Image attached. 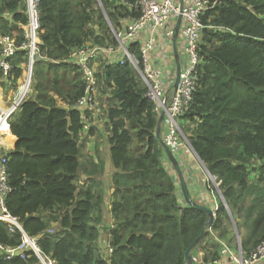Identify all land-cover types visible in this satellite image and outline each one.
Here are the masks:
<instances>
[{
  "label": "trees",
  "instance_id": "1",
  "mask_svg": "<svg viewBox=\"0 0 264 264\" xmlns=\"http://www.w3.org/2000/svg\"><path fill=\"white\" fill-rule=\"evenodd\" d=\"M118 1L101 0L102 9L99 0H41L40 51L47 59L37 64L34 93L11 120L17 143L9 152L8 210L56 264H189L186 255L195 243L191 254L201 251L203 264H214L220 259L214 235L231 243L234 225L241 235L246 230L243 249L251 252L264 241V0H221L203 18L201 81L182 120L193 150L219 183L212 221L180 203L179 182L158 134L159 112L132 65L98 70L96 120L77 107L86 84L67 57L87 42L117 45L107 17L120 24L140 15ZM25 10L26 0H0V34L21 39ZM85 114L92 123L87 134L98 145L107 140L114 168L111 254L98 244L105 231L103 195L79 185ZM6 136L5 144L13 146ZM0 242L17 247L21 234L0 222ZM0 264L40 262L28 253L27 260L0 258Z\"/></svg>",
  "mask_w": 264,
  "mask_h": 264
},
{
  "label": "built area",
  "instance_id": "2",
  "mask_svg": "<svg viewBox=\"0 0 264 264\" xmlns=\"http://www.w3.org/2000/svg\"><path fill=\"white\" fill-rule=\"evenodd\" d=\"M220 3L221 0H137L135 3L119 0L118 7L123 6L140 15L121 19L117 29L106 16L117 45L103 46L87 42L74 48L67 57V63L81 69L86 84L85 95L78 101L77 107L82 111H89L97 119L98 70L105 64H130L139 72L148 88L147 96L155 105L159 117L165 114L166 133L163 141L175 159L180 152L190 151L201 161L184 133L181 119L191 110L201 81L199 47L206 29L203 18ZM99 4L104 9L101 0ZM25 13L27 22L22 25L21 39L17 33L0 34V222L8 227L10 233L19 231L21 234V243L17 247L0 242V258L4 261L27 260L28 253H32L40 264H56L51 257L42 253L39 239L26 233L20 219L10 213L6 204V199L12 192L9 172V152L12 146L5 144V130L8 129V134L13 135L11 120L34 93L38 59L40 58V62L47 59L42 57L40 51L41 0H26ZM180 19L181 26L177 29ZM176 38H179L180 73L177 76L178 85L172 92L176 73L168 67L165 60L172 63L170 56L173 54ZM133 45L138 46L137 52L131 51ZM52 61L61 63L63 60ZM83 117L84 132L88 133L90 125L86 114ZM165 161L173 165L168 155ZM204 172L208 191L217 190L221 197L217 178L205 166ZM218 206L219 203H216V207L211 208L214 218ZM233 229L234 243L214 235V241L220 246V259L214 264H264V241L247 253L235 225ZM203 257L204 253L201 251L194 253L193 264H203Z\"/></svg>",
  "mask_w": 264,
  "mask_h": 264
},
{
  "label": "crops",
  "instance_id": "3",
  "mask_svg": "<svg viewBox=\"0 0 264 264\" xmlns=\"http://www.w3.org/2000/svg\"><path fill=\"white\" fill-rule=\"evenodd\" d=\"M177 39L179 38H176L174 42L175 47L172 49L173 54L170 56V59L171 58L173 59L172 63L169 60H165L168 67L176 73V75L174 76L175 81L173 84L172 92L173 90H175L177 76L180 73V63H179L180 55L178 53V40ZM91 119H92V116L89 120ZM93 119L96 120V118H93ZM181 124H182L183 130L189 126V124L184 122L182 119H181ZM103 127H104V123L102 126V131H103ZM5 133L8 134L6 131ZM165 133H166V118L164 119L161 125L162 138H164ZM8 135H11V134H8ZM105 135L108 136V134H105ZM11 136L13 137V140H14L13 146H12V150H14L16 143H17V138L14 135H11ZM81 137H82L81 165H83V168L81 170L82 174H80V178H79L80 188L88 189L92 187L94 192H100L101 195H103L104 203H109L106 207H104V209L107 210L108 212V214L104 215L105 216L104 222L111 224L110 226L112 227L113 220H112L110 210H111V198L114 192V188L112 187V173L114 171V168H113L112 161L110 158V149L107 145V140L104 139L105 144L98 145V142L100 141H97L95 137L89 136V134L85 132L82 134ZM6 139H7V136L5 140ZM177 158H176L177 161L180 162V167L182 169V172H183L185 181L187 183L192 200L201 205H205L206 207H209L213 203H219V201L221 200V197L218 191L217 190L216 192L208 191V188H207L208 186L206 182V173L204 172V166L201 163V161H199L196 158V156L190 151L180 152V155ZM100 159L101 161H104L105 163V167L104 168L101 167V169H99ZM96 167H98V171L94 172ZM172 167H174V165ZM173 171H175L173 173L174 178H176L177 181L179 182V185H178V188H180L179 193L183 195V192L181 190L180 180L178 179L179 177H178L175 167ZM212 192H214V194ZM183 197H181L180 199H182ZM184 202H186L185 197H184ZM184 202L182 204H186ZM53 226L57 227L58 224H53ZM104 232L103 231L101 232L98 244L100 248L105 252V254L107 253V251L109 254H111L113 249L109 246L108 235L105 237L106 239L104 240ZM226 264H230V263L227 262Z\"/></svg>",
  "mask_w": 264,
  "mask_h": 264
},
{
  "label": "water",
  "instance_id": "4",
  "mask_svg": "<svg viewBox=\"0 0 264 264\" xmlns=\"http://www.w3.org/2000/svg\"><path fill=\"white\" fill-rule=\"evenodd\" d=\"M181 22H182V20L180 19L178 21L177 29H180ZM39 62H40V58L38 59V63ZM178 79L179 78H177L176 87L178 85ZM164 119H165V114H162L160 116V119H159L158 134H159V137H160V139L162 141V144L164 145V149H165L169 159L171 160L172 164L174 165V167L176 169V172L178 174V177H179V180H180V184H181V190L183 192L185 200L190 206L205 211L209 215V217L211 218V221H212V220H214L213 211L210 208H208V207H206L204 205L198 204L197 202H194L192 200L190 192H189V189H188V186H187V183L185 181V178H184V175H183V172H182V169H181L180 165L178 164L177 160L175 159V157L173 156L171 150L165 145V143L163 141V138L161 136V125H162V122L164 121ZM201 163L203 164V162H201ZM211 221H210V223H212ZM196 245H197V243L192 245L190 247L189 251L187 252L186 257H187V261H188L189 264H193V258H192L191 252L195 248Z\"/></svg>",
  "mask_w": 264,
  "mask_h": 264
},
{
  "label": "rangeland",
  "instance_id": "5",
  "mask_svg": "<svg viewBox=\"0 0 264 264\" xmlns=\"http://www.w3.org/2000/svg\"><path fill=\"white\" fill-rule=\"evenodd\" d=\"M103 7V6H102ZM104 8V7H103ZM97 20V19H96ZM108 22V21H107ZM114 25L116 26L117 25V28L119 27V22H113V27H114ZM5 92H7V93H9L8 91H6V89H5ZM10 94V93H9ZM5 95L7 96V94L5 93ZM99 97V96H98ZM0 98H1V94H0ZM99 99V98H98ZM58 105L60 106V107H64V104L61 102V100L60 99H58ZM91 122H89V125H90V127H91ZM6 142V141H5ZM103 144H105V142L103 143ZM178 189V191H180V188H177ZM179 194V197L181 198L182 197V195L180 194V193H178ZM180 201V203H183L184 202V197L182 198V199H180L179 200ZM109 203H105V205H104V207H106L107 205H108ZM199 204V203H198ZM184 205V204H183ZM209 207H211V208H213V207H216V203H213L212 205H210ZM208 207V208H209ZM210 208V209H211ZM106 214H108V212H107V210H105V215ZM112 224H113V222H112ZM102 229H105V232H104V240L106 239L105 237L107 236V233L109 232V226L111 225V224H109V223H107V222H103L102 224ZM57 227L56 226H53V230H55ZM51 233H52V231H51ZM242 241L245 243L246 242V240H247V232H246V230H243V232H242ZM102 241V240H101ZM235 241L233 240L231 243H234Z\"/></svg>",
  "mask_w": 264,
  "mask_h": 264
},
{
  "label": "bare ground",
  "instance_id": "6",
  "mask_svg": "<svg viewBox=\"0 0 264 264\" xmlns=\"http://www.w3.org/2000/svg\"><path fill=\"white\" fill-rule=\"evenodd\" d=\"M5 131H6V130H5ZM5 138H6V136H5ZM6 140H7V139H6ZM6 140H5V141H6Z\"/></svg>",
  "mask_w": 264,
  "mask_h": 264
}]
</instances>
